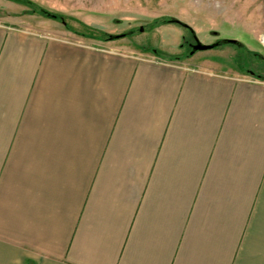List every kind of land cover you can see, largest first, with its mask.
<instances>
[{"label": "crops", "instance_id": "1", "mask_svg": "<svg viewBox=\"0 0 264 264\" xmlns=\"http://www.w3.org/2000/svg\"><path fill=\"white\" fill-rule=\"evenodd\" d=\"M106 44L0 23V264H264V76Z\"/></svg>", "mask_w": 264, "mask_h": 264}, {"label": "rangeland", "instance_id": "2", "mask_svg": "<svg viewBox=\"0 0 264 264\" xmlns=\"http://www.w3.org/2000/svg\"><path fill=\"white\" fill-rule=\"evenodd\" d=\"M0 23L85 43L100 38L137 58L264 76V0H0ZM194 35L220 46L187 59L182 45Z\"/></svg>", "mask_w": 264, "mask_h": 264}, {"label": "water", "instance_id": "3", "mask_svg": "<svg viewBox=\"0 0 264 264\" xmlns=\"http://www.w3.org/2000/svg\"><path fill=\"white\" fill-rule=\"evenodd\" d=\"M170 23H175V24H179V25H182L184 27H187L185 24H182L180 21L178 20H170L168 21ZM120 38V37H118ZM237 41H225L223 42L224 44L227 43V44H236ZM220 46V43H216V44H213V45H204L202 44L201 42H197L196 46L194 47V50L195 51H208V50H212V49H215L216 47Z\"/></svg>", "mask_w": 264, "mask_h": 264}, {"label": "flooded vegetation", "instance_id": "4", "mask_svg": "<svg viewBox=\"0 0 264 264\" xmlns=\"http://www.w3.org/2000/svg\"><path fill=\"white\" fill-rule=\"evenodd\" d=\"M111 39V38H110ZM109 39V40H110ZM198 40L197 38L193 37L192 41H186L183 45H182V49H186V52H184V55L186 56L187 59H194L195 55L200 52V51H195L194 47L196 46Z\"/></svg>", "mask_w": 264, "mask_h": 264}, {"label": "trees", "instance_id": "5", "mask_svg": "<svg viewBox=\"0 0 264 264\" xmlns=\"http://www.w3.org/2000/svg\"><path fill=\"white\" fill-rule=\"evenodd\" d=\"M40 13L46 14L44 11H41Z\"/></svg>", "mask_w": 264, "mask_h": 264}]
</instances>
